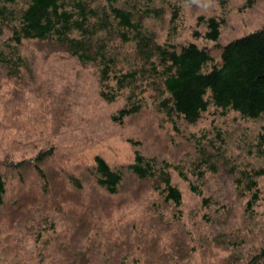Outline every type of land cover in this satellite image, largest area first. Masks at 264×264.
I'll return each mask as SVG.
<instances>
[{
	"label": "rangeland",
	"instance_id": "rangeland-1",
	"mask_svg": "<svg viewBox=\"0 0 264 264\" xmlns=\"http://www.w3.org/2000/svg\"><path fill=\"white\" fill-rule=\"evenodd\" d=\"M128 1L139 7L151 4L160 9L159 17L144 19L146 28L156 33L159 42L170 41L178 46L194 42L209 48L215 58L220 50L217 45H225L264 25V0ZM176 7L178 16L172 22ZM201 16L224 18L217 42L195 36V32L206 31V25L198 22ZM5 39L0 38V49ZM19 52L24 66L17 75H10L0 66V161L22 162L21 173L31 177L34 169L30 165L37 163V155L52 153L39 162L49 176L52 199L46 198L44 203L35 193L17 204L10 205L8 201L0 207V264H15L23 259L27 264H54L47 258L53 251L52 240L64 241L71 251L70 244L79 249L83 246V252L88 254L84 264H163L157 259L150 262L147 251L129 248V241L135 236L145 237V232L139 231L145 224L154 229L158 243H165L166 235L171 238L168 224L151 219L152 204L161 203L157 201L160 196L147 184L136 185L133 179H127L119 195L106 197L89 189L91 179L86 176L85 167L93 165L97 154L120 167L132 162L136 150H142L187 170L197 158L194 141L202 137L206 141H226L227 163L219 162L216 173L206 174L203 189L211 197L206 208L190 191L189 182L171 170L172 181L183 196V219L176 227V238L188 239L192 252L182 264L251 261L264 242V174L257 177L259 199L253 210L247 211L249 191H244V185L236 187L237 175L229 170L233 164L237 170L247 172L264 169V154L257 153L263 117L246 119L239 111L223 114L211 108L196 123H173L157 111L151 91L145 94V106L138 114L115 122L112 116L123 106L124 98L114 102L101 98L98 73L92 65L83 64L50 41L26 40ZM66 173L82 177L85 190L74 193L64 181ZM189 178L193 183L194 178ZM11 184L15 190L10 189L9 194L13 195L18 180ZM84 217L85 224L78 230V219ZM38 231L44 237L50 236L46 253H39L43 235L36 243ZM98 241L102 243L99 246ZM57 255L64 260L65 254ZM172 257L167 249L166 264L171 263Z\"/></svg>",
	"mask_w": 264,
	"mask_h": 264
},
{
	"label": "trees",
	"instance_id": "trees-1",
	"mask_svg": "<svg viewBox=\"0 0 264 264\" xmlns=\"http://www.w3.org/2000/svg\"><path fill=\"white\" fill-rule=\"evenodd\" d=\"M122 1L0 0V38L6 37L0 49V66L15 76L24 66V58L19 52L24 41L55 42L83 64L95 68L104 101L124 98L123 106L112 116L115 122L138 114L145 106V94L151 91L157 111L173 123L178 120L196 123L211 108L223 114L239 111L246 119H264V25L225 45H217L220 50L215 58L209 48L194 42L180 46L170 41L159 42L156 33L146 28L144 19L159 17L160 9L151 4L139 7L129 4L128 0L121 4ZM178 10L176 7L172 11V22L176 21ZM198 22L206 25V31L203 34L195 32V36L217 42L224 18L201 16ZM206 140L202 137L194 141L197 158L187 170L157 155L144 154L142 150H136L132 162L120 167L112 166L99 154L93 157V165L85 167V174L91 179L89 189L106 197L119 195L127 179H133L136 185L147 184L157 197L160 196L157 201L161 203L152 204L151 219L168 224L167 232L172 233L171 238L166 235L167 241L158 243L159 237L154 229L145 224L139 230L145 232V237L139 235L129 241V248L147 251L150 262L157 259L166 264L167 249L173 253L169 264H182L191 257L188 239L176 238L179 231L176 227L183 219V196L172 181L171 170L188 181L190 191L201 199L203 208L208 207L211 197L206 196L203 189L206 174L216 173L219 162L227 163V146L226 141ZM257 153L264 154V126ZM51 155L50 152L37 155V163L31 162L30 165L34 169L31 177L21 173L19 165L22 162L0 161V207L8 201L10 205L17 204L35 193L44 203L48 200L46 198L52 199L49 176L39 165ZM237 167L233 164L229 173L237 175L234 177L237 188L244 185V191H249L246 209L250 211L259 199L257 177L264 174V169L252 168L247 172L237 170ZM189 176L194 178L193 183ZM63 178L74 193L85 190L83 178L79 175L66 173ZM14 179L18 180L19 186L10 195V189L15 190L11 184ZM29 180L31 185L27 186ZM86 219H78V230L82 229ZM42 235L40 254L47 252L50 237H44L38 231L36 243L40 242ZM90 243L93 248L94 243ZM101 244L98 241L97 246ZM50 248L53 249L47 257L50 263L84 264L87 260L88 254L83 252V246L79 249L70 244L71 251L64 241L52 240ZM57 254H65L64 260ZM23 260L15 264H27ZM263 260L264 242L248 264H261Z\"/></svg>",
	"mask_w": 264,
	"mask_h": 264
}]
</instances>
